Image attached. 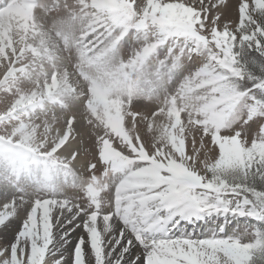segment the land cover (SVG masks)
Segmentation results:
<instances>
[{
	"label": "snow or ice",
	"instance_id": "6c2138e0",
	"mask_svg": "<svg viewBox=\"0 0 264 264\" xmlns=\"http://www.w3.org/2000/svg\"><path fill=\"white\" fill-rule=\"evenodd\" d=\"M50 2L0 3V179L87 176L4 204L0 264H264V0ZM56 103L79 108L34 115Z\"/></svg>",
	"mask_w": 264,
	"mask_h": 264
},
{
	"label": "rangeland",
	"instance_id": "374dc122",
	"mask_svg": "<svg viewBox=\"0 0 264 264\" xmlns=\"http://www.w3.org/2000/svg\"><path fill=\"white\" fill-rule=\"evenodd\" d=\"M145 2H146V0H145ZM250 2H254V0H250ZM230 3L235 5L237 3V0H230ZM45 6L51 7L50 0H45ZM55 15H57V13H53V16H55ZM229 17H230V20H236V22L238 24L237 9L235 8V6L231 9H229ZM51 18L52 17H49L48 20H50ZM163 54L164 53L161 52V57H163ZM249 55L254 58V59H252L250 65H249L250 67L252 65H255L258 61L264 60V58L260 57L255 52L249 53ZM240 87L242 89L247 88V87H251V83L247 80L242 81V82H240ZM3 95L4 94L2 92H0V98H2ZM141 104H143V101H141ZM4 106H5V102L2 99H0V110H3ZM59 106L62 107L61 104ZM52 107H54V106H52ZM46 108L48 109L49 107H45V109ZM40 111L42 112L43 110L40 109ZM43 115H45V113H43L41 116H43ZM126 127H127V121H126ZM137 128L140 131L142 138H144L146 135H147L148 139L151 138V134L146 133L145 125L142 122L138 123ZM101 134H102V132H101ZM186 135L188 136V140H186V151L188 153H191L192 152V147H191L192 134L186 132ZM199 135H200L199 133H195V136L197 139V147L199 146ZM93 138H95V136ZM113 146L117 147L118 145L116 142H114ZM34 168L35 167H33V169ZM5 172H7L8 174H13V170H12L11 166H9L3 162H0V176H3ZM56 173H59V174H56ZM28 174H30V175L28 176ZM66 174H68V175H66ZM82 175L83 176H81L77 179L76 173L72 172V171H65V170L61 171L60 169L48 170L47 176L50 177V180L46 181V179L44 178V177H46V171H45L43 166H40L39 168H35V170H32V172L24 173L25 179L19 185H15V186L14 185H8L4 182L3 179H0V211L3 210L2 207L4 206V204L11 203L12 200L17 199L21 196H23L25 199H27L29 201H32L35 198H37L39 195L46 193L48 191V188L45 187L46 183H50L51 185L53 184L52 186L63 190L65 193H72L76 189L73 188L71 185L73 183L78 185L81 182V178L87 176V172L84 171ZM14 211H15V216L19 217V218L8 221L9 224L11 223L12 227L7 232H5L3 228H0V244L6 243V242L10 243V242L14 241L15 233L19 231V228H20L21 223H22V218L25 216V212L23 209H20V208H17ZM71 216L72 215H70L69 217H71ZM73 222L77 223L78 221L74 220ZM253 223H256V222H253ZM13 225H15V226H13ZM82 234L83 233L81 232L77 236V239L75 240L74 244H71L67 247H65V245H67L66 242L59 241L57 244H55L53 246V251L55 252L56 255L62 254L64 256L68 257L69 259H71V254L74 252L75 245L78 242L80 235H82ZM61 245H63V247H61Z\"/></svg>",
	"mask_w": 264,
	"mask_h": 264
},
{
	"label": "bare ground",
	"instance_id": "6f19581e",
	"mask_svg": "<svg viewBox=\"0 0 264 264\" xmlns=\"http://www.w3.org/2000/svg\"><path fill=\"white\" fill-rule=\"evenodd\" d=\"M0 3H3V0H0ZM65 63H67L66 61H65ZM0 73H2V69H0ZM0 78H2V75H0ZM60 105V103H56V104H48V105H46L45 107H49L48 109L46 108V109H42L43 111L41 112L40 111V109H37L36 110V112L34 113V115H39V116H41L43 113H47V114H51V113H53V112H56V113H62V112H65V111H77L78 110V108H79V105H71L68 109H64V108H62V107H60L59 105ZM58 105V106H57ZM52 106H54V107H52ZM97 131H99V130H97ZM88 135H92V133L90 132V131H87L86 130V133H85V136H86V138H87V136ZM63 151V150H62ZM86 164H87V161H86V159H80V160H77V161H75V162H73V164H72V168H71V171L72 172H75L76 173V176H77V179L79 178V177H81V176H83L82 174H83V172L84 171H86L85 169H86ZM32 170H35V168L34 169H32ZM32 170L30 171V172H32ZM62 171V170H61ZM41 172V171H40ZM55 173V172H54ZM70 173V172H69ZM56 174H59V173H56ZM65 174V173H64ZM30 174H28V176H29ZM66 175H68V174H66ZM65 175V176H66ZM27 176V177H28ZM45 178V177H44ZM65 179V178H64ZM56 180V179H55ZM58 180V179H57ZM60 180V179H59ZM67 180V179H66ZM69 181V180H68ZM60 182V181H59ZM38 183V182H37ZM42 184V183H41ZM71 184V183H70ZM74 184V183H73ZM72 184V185H73ZM53 185V184H52ZM59 185V184H58ZM71 185V186H72ZM27 186V185H26ZM38 187V186H37ZM42 187V186H41ZM69 187V186H68ZM33 188V187H32ZM23 190V189H22ZM66 190V189H65ZM16 192V191H15ZM21 192V191H20ZM19 194V193H18ZM37 196V195H36ZM70 215H73V214H69V216ZM20 221V220H19ZM11 224V223H10ZM75 222H73L72 224H62V226H61V228H60V231H61V233H63V232H66V231H68V230H71V229H73L74 227H75ZM19 225V224H18ZM13 226H15V225H13ZM13 229V228H12ZM82 232V228H75V230L74 231H72L71 232V235L68 237V241L66 242L67 243V245H65V247H67V246H69V245H71V244H74V242H75V240L77 239V236L80 234ZM3 233V232H2ZM8 238V237H7ZM65 242V241H64Z\"/></svg>",
	"mask_w": 264,
	"mask_h": 264
}]
</instances>
